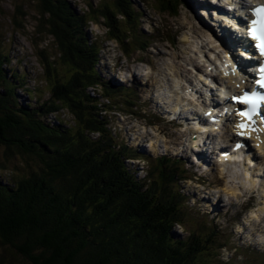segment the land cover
<instances>
[{
	"label": "trees",
	"instance_id": "1",
	"mask_svg": "<svg viewBox=\"0 0 264 264\" xmlns=\"http://www.w3.org/2000/svg\"><path fill=\"white\" fill-rule=\"evenodd\" d=\"M122 1L126 14L129 2ZM156 1L163 8L178 3ZM33 2L70 78H57L48 102L23 105L17 94L22 77L14 74L20 85L9 80L7 53H0V142L35 162L20 178L0 175V264H202L212 234L173 236L184 214L177 205L182 195L170 184L176 170L160 159L149 184L136 179L116 150L120 145L107 127L104 105L88 93L101 84L95 69L99 49L88 42V14L70 0ZM102 15L111 20L107 11ZM38 55L45 69L53 66L43 50ZM25 92L33 98L31 89ZM61 110L71 113L74 125L50 120Z\"/></svg>",
	"mask_w": 264,
	"mask_h": 264
},
{
	"label": "rangeland",
	"instance_id": "2",
	"mask_svg": "<svg viewBox=\"0 0 264 264\" xmlns=\"http://www.w3.org/2000/svg\"><path fill=\"white\" fill-rule=\"evenodd\" d=\"M70 1L76 6L79 12L88 14V20L90 22L87 29L90 38L89 44L91 41H94L99 43L102 48L99 57H101L100 69L103 77L99 75V78H101L105 84H107L108 80L111 82L112 79L116 82H118L117 79L125 82L128 90H132L126 91V93H133L135 90L132 74L129 71L125 73L115 72L113 67L114 64L112 65L113 60L119 59V66H123L122 68L124 69L129 68L131 71H133L137 63L148 64L138 65V72L145 76L149 73H153L151 63L153 65L154 55H161L164 61L169 62L175 57H179L180 59L176 60L178 63L177 78L182 79L184 84L180 86L179 89H174L172 91L173 94L178 95L182 93L181 90L187 86H194L199 75L204 72L205 65H207L209 58L213 60L218 58L219 43L213 37L212 31L209 28L210 26L201 21L204 20L208 22L207 19H209L210 22H214L213 16H210L209 13L204 12V14L207 15L206 19L200 14L201 10L206 9L207 11L208 8H210L207 4L200 3L196 12L198 19L184 6H181L179 11L173 12L171 10L170 12H165L156 0H132L133 7L138 11L140 10L142 13L138 32H140V36L149 38L147 47L139 49L134 33L132 30L129 32L130 25L123 16V7L120 6L123 3L122 0ZM36 5L37 4H35L33 0H0V53H7L8 58L3 60V62L4 70L6 71L5 74L9 80L18 85H20L21 82L24 83L22 84V89H18V101L23 105H27L28 102H31L37 106L39 100L48 102L51 99L49 92L50 85L54 84L58 80V77L61 80L68 77L67 74L69 71L59 61V58H57L59 54L58 42L55 37L50 35L47 28L45 31L43 30V15L38 11ZM104 7L106 9H104ZM92 10H95L94 15L92 14ZM106 11L111 15V20L106 21L107 24L102 15V13ZM184 16H192L196 24L208 31V45L205 44L206 38H195L191 31L182 24V18ZM112 19L114 21H112ZM114 27L118 29V34L115 33ZM131 27L134 29L133 24ZM41 31L43 33H39ZM111 33L118 35L122 43L116 41V39L111 36ZM110 37L114 39L111 40ZM185 37L188 38V42ZM183 40H185L187 44L184 45ZM41 50L47 53L48 57H50L49 61L53 63V66H50L49 69H45L44 65L41 63V57L38 55ZM199 57L205 59L206 62H201ZM125 58H127L128 63H125ZM54 66L56 67L57 75L53 73ZM82 68L86 69L87 66L82 65ZM16 72L18 73L17 78L22 77L21 82L13 80V75ZM213 73L217 74L214 70ZM139 80L142 81L140 77ZM24 85L26 88H23ZM28 89L32 90L33 98H28L27 102L26 100L29 96L27 92L22 90ZM96 89L98 94L103 96V93L100 92V87L97 86ZM90 92L92 95L93 93H97L93 90H90ZM109 93L111 95V92ZM134 93L136 94V107L118 101L116 107L112 106V110L110 108L107 112L112 121L110 124L112 132L119 136V141L125 140L131 146H134L135 142L140 145V147H137L138 150L145 154L150 151L154 156L167 153L170 157H181L184 161L192 159L193 155L191 153L188 154L184 152L183 148L176 146V139L172 135V131L171 133L163 127H159L158 122L155 124L156 112H164V110L160 107L154 108L153 103H146L145 98L140 92L134 91ZM110 95L108 96L110 97ZM104 101L108 105H111L106 98ZM165 106L167 108L170 104L168 103V105ZM116 110L121 113H117ZM131 111H136V113L132 114ZM147 113L149 116L144 115ZM56 115L58 119L68 120L66 117L67 110H62ZM54 119L55 115H52L50 120ZM144 124H148L147 128L150 130H157L156 133H153L155 139L153 141L154 145L148 138L144 137L138 142L135 138L138 136L137 126L144 127ZM150 126H152V128H149ZM144 147L147 151H144ZM259 160H264V156L261 155ZM128 164L138 172L140 177L145 176V164L135 161H131V163ZM188 165L189 163L186 164V169H188ZM34 166L35 162L32 161V159H28L26 156L16 155L12 150L8 152L6 145L0 142V175H4V179L7 177L8 179L20 178L26 175L29 169H35ZM189 170L201 174L196 168H189ZM235 175L233 178L235 180L229 184V189L234 188L238 190L237 181H240V178L236 179L238 176ZM152 176L153 175L150 177L153 178ZM246 179L251 180L249 176L242 177V181ZM197 183L198 182H189L187 185L184 183L180 184L181 191L184 194L182 207L184 224L182 227H175L173 234L174 238L187 239L191 231H196V233L200 234L204 233L200 229H194L195 226H198L197 221L202 219V221L206 222L211 228V233L214 232L211 236L212 242H209V246H211L214 241L215 244L210 248L213 252L205 254L199 262H202V264H264V255L262 251L255 249L249 244V236L254 238V234L249 235V233H247L244 235L242 232V230L245 232L248 227L250 231H254L252 228L260 224V222L254 221L260 220V216L257 214L263 211L261 209L259 195L255 194L256 196L254 199L257 205L254 206L253 203L247 201L250 195L247 189L249 186L244 187L246 191L245 196L239 197L238 193L234 192V195L238 196L237 198L229 196L231 190L228 189V198L231 201H236L239 206L245 205L243 214L236 207L222 206L214 211V203L223 195L221 189L213 187L207 189ZM261 188H264V185H261ZM257 191L259 190L257 189ZM260 197L262 201H264V195ZM249 206L254 207L249 209ZM212 211H214L213 214ZM206 214L216 216L215 220L212 221L211 218L205 216ZM247 219L249 220L248 226L244 223ZM221 246L223 248H221ZM20 263L22 264L23 262Z\"/></svg>",
	"mask_w": 264,
	"mask_h": 264
},
{
	"label": "bare ground",
	"instance_id": "3",
	"mask_svg": "<svg viewBox=\"0 0 264 264\" xmlns=\"http://www.w3.org/2000/svg\"><path fill=\"white\" fill-rule=\"evenodd\" d=\"M180 1L188 9V11L190 13L194 14L196 17H197V15H196L197 13L196 12L198 10V7L200 6V3H208V4L212 5L216 10L223 11V12L227 13V15H229V16L231 15L232 11L228 8L229 4H227V3L232 4L233 5L232 8L236 9V7H235V4H236V6H238L239 9L240 8L242 9L241 5L238 4L236 2V0H231V1L230 0H225V1L219 0L218 4L215 3V0H180ZM237 18L238 17H234V18H231V19H228V20H222V21L227 23V22L233 21V20H235ZM201 21L204 22L208 26H212L213 24H216V23H212L210 21H208V22L204 21V20H201ZM182 24H184L186 26V28L191 31L192 35L195 38H198V39H205L206 38L205 44L208 45V43H209V39L207 38L208 37V31H206L205 29H202L198 24H196L194 22L192 16H184L182 18ZM245 30H247V29H245ZM221 34H218L216 32V35L218 37H220L222 39L225 38V37H222ZM186 40H188V39L186 38ZM230 43L231 44H230L229 47L232 48L234 53H237L235 47L233 46V42H230ZM246 44L247 45L248 44L251 45L252 42L249 41L247 38H244V36H242V38L239 40V45H240V47H242V49H246ZM125 59H126L125 63H128L127 58H125ZM179 59H180L179 57H175L171 62H169V61H164L162 59L161 55H154L153 56V65L151 63V66L153 68V73H149L148 75H145L143 77H140V75H136V74L131 73L132 77H133V82L135 83V90L134 91L140 92L142 94V96L145 98V102L146 103H154V104L157 105V101H156L157 99L158 100H163V102H165V103H170V101H173L174 99H176V104L175 105H178L179 102H184L186 105H190L191 106V112H192L193 115H197L198 118L206 121L207 119H209V117L203 115L204 108L207 107V109H209V107L214 108L215 106H209V104L207 102H203V104H202L203 107L201 108L200 105H199V102L203 98L206 99V98L210 97V92L212 91V88H216V85H217L216 82H215V79H213V75L212 74L209 75L208 77L205 76L206 69H207V67L209 65L208 63H207V65H205L204 72L201 75H199L198 79L195 81L194 87H196V89H198V90H197L196 94L192 95L191 97L188 96L189 93H190L189 89L185 90V95L186 96H184L183 93L175 95V94H173L172 91H166V90L160 89L163 86V84H165V82H168V85H170V86L174 85V86H172L173 89H179L180 86L184 84V81L182 79L177 78L178 63L176 62V60H179ZM199 59H200L201 62H206V60L201 58V57H199ZM254 64L255 65L256 64L257 65L261 64L260 61H259V56L257 54V49L255 51V57H254L253 62L248 64V66L250 68H252V69H258V66L254 67ZM113 67H114V71L115 72L125 73V72L129 71V68H127V69L125 68L124 69V68H122L123 66H119L117 62L114 63ZM216 70L217 69L215 68L214 71H216ZM226 71L227 70L225 68L218 67V72L220 74H222L224 76V78H225V80H224V79L219 77L218 83H220V84H222V83H230V84L239 83L238 82L239 81V74L238 73L235 74V75H232V74L225 75ZM253 73L254 74H253V76L250 77V79H256L255 75H257V74H256L255 71ZM139 77L141 78L142 81L139 80ZM109 84L111 86H116L115 89H114V92L116 94H118V95H119V93L123 94L126 91H132V90H128L125 82H123V81H121L119 83V81L116 82V81H114L112 79L111 82L109 81ZM221 89H224V87L220 88V90L217 89V91L218 90L219 91H218V94H216V97H217L216 101H220V102H217L218 106H221L220 103L222 102L221 95L223 94V91ZM198 93H200L201 95H199ZM151 94L155 95V100H152L150 98ZM169 97H171V98H169ZM207 109H205V110H207ZM215 109L222 110L221 107H218V108H215ZM176 110H177V108L174 106L172 111H171L172 115L169 118L174 117V115L176 114ZM198 110H200L201 112H199L197 114ZM222 111L225 112L226 110L223 109ZM234 114H235V111L232 110V112H230L229 115L227 116V119H226L224 124H229L232 121H233L232 123H234L235 120H236V118L234 117ZM221 117H226V116L222 115ZM181 119H183V118H181ZM178 123L181 124L183 122H182V120H178ZM257 125H259L261 127H264V123L260 122L258 119H257ZM137 127H138V136L135 137L137 142L139 140L143 139L144 137L149 139V135H151L153 133L152 131H150V132L147 131L146 132L147 129L145 127H143V126H137ZM226 132L229 133L230 130H228ZM184 135H185V132L180 133V137H183ZM229 136H231V135H229ZM219 142H221L223 147L227 146V141L225 139H223V138H222V140H220V139H212L211 146L206 148V146L204 144V146L201 148V151L208 152L211 156H214L216 154V152H217V149L219 148ZM134 146L140 147V145L136 144L135 142H134ZM257 150H258V152L261 155L264 156V145H262L259 148H257ZM248 155L251 156L252 154L249 153ZM231 158L232 157H230V162H228L226 164H224L225 162H220L219 167H221L222 170L225 169V166L231 168V169H227V172L230 171L229 175H230L231 178H234L235 174H236L235 176H242V177L249 176V178L251 180L246 179V180H243L241 182L242 186H244L245 183L251 184L247 188L248 191H249V194L253 195L256 192V189L262 190V192L264 193V188H261V185H264V180L260 178L261 175L264 174V160H258V159L255 160V159H253L256 162H253V166L252 167L243 168V167H239L238 166V169H237L236 168L237 166H235L232 163ZM188 167L196 168L198 170H205L204 172L209 171V169H206V168L209 167V164L207 165V160L206 159L201 160L199 162V164H198V162H190ZM245 169H246V171H244ZM210 174H212V173H210ZM151 175L152 174L149 173V176H151ZM176 182H178V180H176ZM225 182H228V180H226ZM229 190H231L229 194L231 196H233L234 198H237L240 195L239 192L236 189H234V188H230ZM234 192H237L238 196L234 195ZM263 199H264V197H263ZM230 205H232V204H230ZM261 209L263 210L260 213L262 215H258V216H260V220L259 221L254 220L255 222H260V224L258 226H256L255 228H252V229H254V231H250L249 227H248V229H246L245 232L242 230L244 235L247 234V233H249V235L250 234H254V239L251 238V236H249V242L251 244H254V245H257V246H260V244L256 241V239L258 238V236L260 234L264 233V207H261ZM174 212H175V210H174ZM244 223L247 225L249 223V220L247 219L246 221H244ZM178 225L180 227H182V225L180 223ZM216 233H218V232H216ZM184 235H186V234H184Z\"/></svg>",
	"mask_w": 264,
	"mask_h": 264
},
{
	"label": "snow or ice",
	"instance_id": "4",
	"mask_svg": "<svg viewBox=\"0 0 264 264\" xmlns=\"http://www.w3.org/2000/svg\"><path fill=\"white\" fill-rule=\"evenodd\" d=\"M252 19L248 24V33L254 46L259 51L261 57H264V4L259 7H253L250 9ZM226 65L225 67H227ZM237 73V67L232 65L231 74ZM229 73L226 71L225 75ZM259 89H264V63L258 66V78L255 81ZM239 87V85H237ZM233 102L245 105L246 110H238L237 115L242 118L241 122L236 125L240 129L239 135L241 137L247 136L250 132L260 133L264 132V129L257 127V117H260L264 121V114H262V107H264V94L255 89L251 91H244L242 95L233 96ZM250 138V137H249ZM259 138V137H258ZM264 143V141H261ZM244 147L242 144H237L236 148L240 149Z\"/></svg>",
	"mask_w": 264,
	"mask_h": 264
},
{
	"label": "clouds",
	"instance_id": "5",
	"mask_svg": "<svg viewBox=\"0 0 264 264\" xmlns=\"http://www.w3.org/2000/svg\"><path fill=\"white\" fill-rule=\"evenodd\" d=\"M23 91H25V90H23ZM27 98H31V97H27Z\"/></svg>",
	"mask_w": 264,
	"mask_h": 264
}]
</instances>
